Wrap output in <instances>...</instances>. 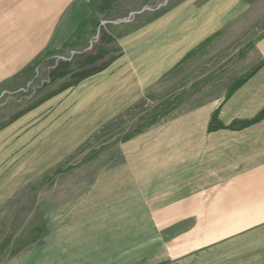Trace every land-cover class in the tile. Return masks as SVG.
<instances>
[{
  "label": "crops",
  "instance_id": "crops-1",
  "mask_svg": "<svg viewBox=\"0 0 264 264\" xmlns=\"http://www.w3.org/2000/svg\"><path fill=\"white\" fill-rule=\"evenodd\" d=\"M252 2L179 0L143 15L121 29L117 57L80 78L55 105L5 120L0 214L110 122L151 102L149 93L192 56L220 45L227 52L212 60L210 78L198 76L154 102L162 117L123 143V161L97 176L85 214L124 218L129 225L147 220L148 233L116 250L130 259L125 264H264V36L252 49L216 41L251 12ZM96 3L0 0V86L54 41L60 48L61 39H71ZM221 209L229 213L221 217ZM238 210L246 216L235 217ZM185 226L194 228L166 232ZM236 226L244 228L221 232ZM49 243L20 264L49 257L52 264H69L60 259L70 258L71 249L65 253Z\"/></svg>",
  "mask_w": 264,
  "mask_h": 264
},
{
  "label": "rangeland",
  "instance_id": "rangeland-1",
  "mask_svg": "<svg viewBox=\"0 0 264 264\" xmlns=\"http://www.w3.org/2000/svg\"><path fill=\"white\" fill-rule=\"evenodd\" d=\"M177 1L97 0L92 7V16L88 22L81 23L71 39H61L60 48L55 47L54 41L53 47L39 55L15 79L0 86V126L21 112L41 105H55L80 78L96 72L117 57L116 38L123 27L143 15H156ZM263 36L264 0H253L251 12L216 41L237 44L236 48L246 44L252 49L254 42ZM214 48L209 46L192 56L170 81L149 93L151 102H141L119 117L108 131L98 135L99 131L60 166V171L49 172L9 203L0 214V264H20L50 239L60 244V251L71 252L70 258L60 259V262L125 264L130 260L117 257L116 250L121 245H131L136 234H146L151 227L144 219L139 225L123 224L129 222L124 218H95L92 215L90 219L85 214L90 188L101 172L123 161V143L147 131L155 119L159 120L162 111L153 108L154 102L167 96L170 90L178 91L198 76L211 72L212 60L222 58L227 52L219 51L220 45ZM220 213L223 217L229 210L221 209ZM234 216L246 215L243 210H238ZM185 228L194 227H175L166 232L178 233ZM221 228H225L221 232L237 234L244 227H229L234 231ZM52 260V257L40 259V264H52Z\"/></svg>",
  "mask_w": 264,
  "mask_h": 264
},
{
  "label": "trees",
  "instance_id": "trees-1",
  "mask_svg": "<svg viewBox=\"0 0 264 264\" xmlns=\"http://www.w3.org/2000/svg\"><path fill=\"white\" fill-rule=\"evenodd\" d=\"M116 121H118V119L117 120H115V121H113V122H111L109 125H107V126H105L100 132H99V134L98 135H100V134H103V133H105L106 131H108V129H109V126H111V125H113V124H115L116 123ZM61 170V168L59 167V168H57V169H55L54 171H53V173H56V172H58V171H60Z\"/></svg>",
  "mask_w": 264,
  "mask_h": 264
}]
</instances>
